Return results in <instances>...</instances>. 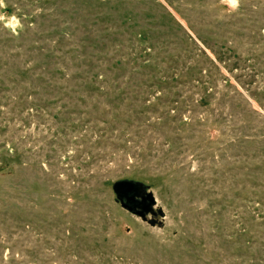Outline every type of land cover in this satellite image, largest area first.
<instances>
[{
  "label": "rangeland",
  "instance_id": "374dc122",
  "mask_svg": "<svg viewBox=\"0 0 264 264\" xmlns=\"http://www.w3.org/2000/svg\"><path fill=\"white\" fill-rule=\"evenodd\" d=\"M0 264H264V0H0Z\"/></svg>",
  "mask_w": 264,
  "mask_h": 264
},
{
  "label": "water",
  "instance_id": "95a60500",
  "mask_svg": "<svg viewBox=\"0 0 264 264\" xmlns=\"http://www.w3.org/2000/svg\"><path fill=\"white\" fill-rule=\"evenodd\" d=\"M113 190L117 201L121 206L146 220L147 215L156 214L154 210L155 199L151 191L140 181L130 179L117 180L113 184ZM162 214V209L158 210ZM151 225H155V220H149Z\"/></svg>",
  "mask_w": 264,
  "mask_h": 264
}]
</instances>
